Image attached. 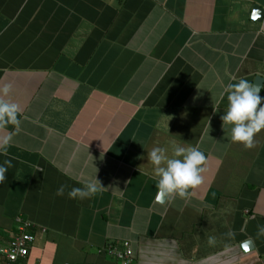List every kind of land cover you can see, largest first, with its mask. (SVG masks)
Listing matches in <instances>:
<instances>
[{"label": "crops", "instance_id": "crops-1", "mask_svg": "<svg viewBox=\"0 0 264 264\" xmlns=\"http://www.w3.org/2000/svg\"><path fill=\"white\" fill-rule=\"evenodd\" d=\"M255 6L264 0H0V87L20 108L19 127L0 128V163L13 165L0 250L20 219L35 237L21 264H121L104 250L122 243L135 264H264V130L246 149L220 119L229 83H264ZM174 145L198 146L207 171L189 197L159 203L147 153ZM96 178V195L69 198Z\"/></svg>", "mask_w": 264, "mask_h": 264}, {"label": "clouds", "instance_id": "clouds-1", "mask_svg": "<svg viewBox=\"0 0 264 264\" xmlns=\"http://www.w3.org/2000/svg\"><path fill=\"white\" fill-rule=\"evenodd\" d=\"M255 18V16L253 17ZM12 86L5 84L0 87V128L9 125L19 127L20 108L16 103L4 99L11 91ZM264 83L254 84L247 79H239L229 83L221 95L227 97L226 111L220 116L222 128L230 130L232 143H239L246 149L255 146L254 137L264 130ZM10 138L0 141V155L7 156ZM147 160L153 169L157 195L156 202L165 197H179L185 199L191 195V190L203 183V174L207 171V157L198 146L183 147L174 145L171 155L165 147H154L147 153ZM12 159H5L0 163V184H3L6 173L12 167ZM66 185H61L56 195L63 196ZM103 187L97 178L89 181L83 187H74L68 191L69 198L88 199L96 195ZM233 236V233H229ZM264 236V226L258 227L257 237ZM216 238L208 237L209 246H214Z\"/></svg>", "mask_w": 264, "mask_h": 264}, {"label": "built area", "instance_id": "built-area-1", "mask_svg": "<svg viewBox=\"0 0 264 264\" xmlns=\"http://www.w3.org/2000/svg\"><path fill=\"white\" fill-rule=\"evenodd\" d=\"M21 224L18 235L11 241L10 245L0 250V264H21L29 253L30 245L33 244L35 237L26 230L31 225L22 220H17ZM104 252L121 264H135L132 256V250L128 243H122L121 246H108Z\"/></svg>", "mask_w": 264, "mask_h": 264}, {"label": "water", "instance_id": "water-1", "mask_svg": "<svg viewBox=\"0 0 264 264\" xmlns=\"http://www.w3.org/2000/svg\"><path fill=\"white\" fill-rule=\"evenodd\" d=\"M255 16L254 20L257 22H263V18H264V10L262 8H260L259 6H255L253 9V17ZM262 83V79L261 78H256L255 83L254 84H260ZM167 199V197H165L162 201H160L159 203H163L165 202V200ZM243 249L245 251H251L253 250V244L251 241H247L243 244Z\"/></svg>", "mask_w": 264, "mask_h": 264}]
</instances>
